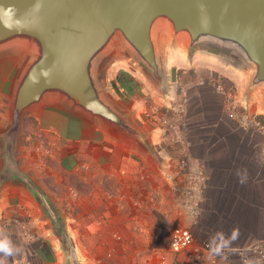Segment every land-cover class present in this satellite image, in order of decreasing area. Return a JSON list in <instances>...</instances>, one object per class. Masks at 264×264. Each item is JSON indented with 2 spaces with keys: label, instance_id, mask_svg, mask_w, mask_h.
Here are the masks:
<instances>
[{
  "label": "water",
  "instance_id": "water-1",
  "mask_svg": "<svg viewBox=\"0 0 264 264\" xmlns=\"http://www.w3.org/2000/svg\"><path fill=\"white\" fill-rule=\"evenodd\" d=\"M12 7L14 15L2 16ZM0 65L8 69L5 126L0 128V192L24 188L63 233L45 189L21 167L26 113L55 109L100 124L149 156L147 134L134 112L120 108L102 82L118 52L168 93L159 38L182 42L188 54L208 49L248 72L243 100L264 89V0H0Z\"/></svg>",
  "mask_w": 264,
  "mask_h": 264
},
{
  "label": "crops",
  "instance_id": "crops-1",
  "mask_svg": "<svg viewBox=\"0 0 264 264\" xmlns=\"http://www.w3.org/2000/svg\"><path fill=\"white\" fill-rule=\"evenodd\" d=\"M115 63V60L108 63L110 65L103 72L106 79L117 64ZM0 70L2 76L4 74L3 93L6 101L7 66L0 65ZM108 91L111 98L117 100L115 103L118 106L126 108L127 103L119 100V95H114L109 89ZM5 111L6 106L0 128L6 123ZM31 114L36 116L35 120L44 131L57 135L62 149L57 151L59 156L56 157V162L63 163L70 176L73 174L79 180L83 179L86 186L93 184L92 189L87 188L89 191H86L84 197L80 196L83 194L75 187L74 192L77 196L80 194L79 198L67 208L62 203V198L57 201V197L53 196L56 189H50L47 184L44 187L37 177L23 168L28 155L22 146L21 137V167L45 189L52 200L61 219L63 237L71 251L67 255L62 238L55 233L52 221L44 215L35 199L22 187L8 186L0 192V218L26 221L33 234L32 240L27 241L15 229H6L12 241L22 249L19 255L8 259V264L24 260L32 264H106V258L110 262L106 261L107 264L115 261L130 264L129 261L132 260L131 264H148L150 259L153 260L156 256L153 247L160 248L157 244L160 238V221L157 217L160 216V211H165L166 207L172 205L166 192L160 194L157 203L156 197L153 201L150 200V195L157 188L153 187L154 174L150 171L153 158L132 141L100 124H89L55 109H44ZM195 126L201 133L206 131L212 136L218 134V125ZM219 131L222 133L211 144L199 143L201 150L193 149L191 152L203 162L208 175L202 217L199 225L193 229V237L199 243L208 244L210 237L216 232L229 235L233 228L238 227V239L231 244L230 249L225 250L226 259L217 257L216 264H240L232 250L245 247L253 241L264 240V158L259 154L261 157L258 155L259 159L256 157V164L253 165L252 157L238 145L243 141L239 138V141L232 142L225 138L223 128ZM154 135L149 141L156 150ZM82 163L85 170L79 172L78 167ZM142 167L148 172L149 181L140 186L137 174ZM78 173L84 174V177ZM50 180L58 188L57 182ZM133 201H139L140 205L133 207ZM138 226L148 228V241L143 235L133 232ZM250 261L252 264H264L256 263L252 257Z\"/></svg>",
  "mask_w": 264,
  "mask_h": 264
},
{
  "label": "rangeland",
  "instance_id": "rangeland-1",
  "mask_svg": "<svg viewBox=\"0 0 264 264\" xmlns=\"http://www.w3.org/2000/svg\"><path fill=\"white\" fill-rule=\"evenodd\" d=\"M159 48L168 87V93L165 98L161 97L159 87L148 74L121 51H117L103 68V72H105L111 60H115L117 63H115L116 65L112 68L111 73L108 74V79L105 78L102 72V82L108 95L112 97L108 91L109 89L114 95L120 96L119 100L127 103L126 108L119 107L134 112V121L149 134V139L155 134L157 147L156 150L153 149L152 167L150 168L151 173L154 174L152 179L154 182L153 187H157L154 199L156 197L157 203L160 194L162 195V193L166 192L167 198L172 203V205L166 207L165 211H160V216L157 217L160 221L158 227L160 238L157 243L160 248L153 247L156 251V256L153 260L150 259L148 264H156L157 256L167 251L169 230L172 223L170 221L182 220L180 209L174 200L175 195L172 192V188L174 185L176 187L183 185V182L182 178H180L181 176L177 174L174 156L175 144L170 140V136L162 126L165 119H169L170 122L172 119L178 122L182 118L183 121H186L188 125L187 137L191 152L193 149L201 150L199 143L202 145L211 144L222 133L219 129L223 128L226 131L223 132L225 138L230 139L232 142L239 141L240 138V141L244 142L238 145L252 157L254 160L253 165L259 159L257 157L259 155V137L251 132L242 131L233 116L234 112H241L242 110L243 93L248 79L247 70L237 61L212 50L198 49L192 54H188L184 43L172 42L163 35L159 38ZM3 88L4 77L0 78V124L4 121V109L6 106ZM184 99L185 102L183 101ZM228 107H234L233 113L228 110ZM246 108L251 116L254 117L253 119L258 118L264 123V89H259L249 95ZM135 113H137L136 116ZM35 118L36 116L31 113H26L22 122L24 127L22 146H24L25 153L28 155L25 157L23 168L37 177L44 187L48 183V187L50 185L53 190L56 189L57 191H55L56 193L53 196L57 197V201L62 198V203L69 208V204L77 200L80 195L78 194L77 197L73 196L72 191H75L74 188H78L83 194L80 196L84 197L86 191L88 192L89 189H92L91 184L93 183L86 186L83 179L79 180L80 178L74 177L73 174L70 176L69 170L66 171L67 167L65 168L63 163L58 164L56 162L57 160L55 159L59 156L57 151L59 152V149H62V145H59L60 141H58L57 135L53 132L44 131V128L38 125ZM196 124L218 125V134L212 136V134L205 133L206 131L201 133L196 129ZM154 130L156 131L154 132ZM191 137L194 139H191ZM46 150L48 154L45 153ZM78 158L82 161V158L79 156ZM78 170L79 172L85 170L84 163L80 164ZM78 175L84 177V174L78 173ZM61 176L63 177L61 178ZM50 179L53 182H57L58 188H55ZM70 211L69 209L68 212ZM9 220L14 225L18 221L16 218H9ZM53 228L55 233L62 238V243L66 246L67 255H70L69 244L66 238L63 237L64 232L61 234L54 224ZM133 232L137 235H143L144 239L149 240L147 227L138 226L137 230ZM166 255V264H176V260L171 254L166 253ZM106 261L109 262L107 258L105 259L107 264ZM207 261H209L208 258L204 264ZM131 262L133 260L129 261L130 264ZM112 264L121 263L115 261Z\"/></svg>",
  "mask_w": 264,
  "mask_h": 264
},
{
  "label": "built area",
  "instance_id": "built-area-1",
  "mask_svg": "<svg viewBox=\"0 0 264 264\" xmlns=\"http://www.w3.org/2000/svg\"><path fill=\"white\" fill-rule=\"evenodd\" d=\"M185 102V99L183 100ZM246 102L243 100L241 112H234L233 116L239 124L242 131H248L259 137V154L264 158V123L258 118L253 119L246 108ZM232 105V104H231ZM232 112L234 107H228ZM165 132L170 136V140L175 144V161L177 167V174L181 176L183 185L173 186L172 192L175 195V203L180 209L182 220L176 219L171 223L169 230V243L167 251L157 256L156 264H166L167 255L171 254L176 264H204L208 258V244L199 243L193 237V229L196 228L202 217V203L205 191L208 184V175L203 165V162L194 157L189 148V141L187 137L188 125L186 121L181 118L176 122L165 119L162 123ZM46 154L47 150L45 151ZM139 185L147 183L149 174L142 167L137 174ZM73 196L77 194L72 191ZM155 193L152 192L150 200L153 201ZM133 207L140 205L139 201L131 203ZM0 228H13L17 231L21 238L30 241L33 236L31 234L30 226L26 221H17L14 225L7 218H0ZM30 238V239H29ZM232 253L238 257L240 264H245L254 258L256 263L264 262V240H258L249 243L247 246L234 249ZM208 264H216V258L212 261H207ZM12 264H32L28 260L16 261Z\"/></svg>",
  "mask_w": 264,
  "mask_h": 264
},
{
  "label": "clouds",
  "instance_id": "clouds-1",
  "mask_svg": "<svg viewBox=\"0 0 264 264\" xmlns=\"http://www.w3.org/2000/svg\"><path fill=\"white\" fill-rule=\"evenodd\" d=\"M14 15L12 7L4 9L2 16ZM0 24L8 30H13L12 26L7 21L0 20ZM240 230L238 227L233 228L229 235H225L223 232H216L208 241V259L214 260L217 257L225 258V250L231 248V244L238 239ZM30 239V238H29ZM22 249L16 245L7 231L0 228V264H8V259L17 256L21 253ZM245 264H252L251 261H246Z\"/></svg>",
  "mask_w": 264,
  "mask_h": 264
},
{
  "label": "trees",
  "instance_id": "trees-1",
  "mask_svg": "<svg viewBox=\"0 0 264 264\" xmlns=\"http://www.w3.org/2000/svg\"><path fill=\"white\" fill-rule=\"evenodd\" d=\"M47 185H48V183H46ZM49 187H50V185H49ZM50 189H52V187H50Z\"/></svg>",
  "mask_w": 264,
  "mask_h": 264
}]
</instances>
